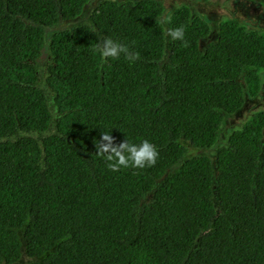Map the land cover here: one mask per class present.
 <instances>
[{
  "label": "trees",
  "instance_id": "obj_1",
  "mask_svg": "<svg viewBox=\"0 0 264 264\" xmlns=\"http://www.w3.org/2000/svg\"><path fill=\"white\" fill-rule=\"evenodd\" d=\"M165 12L0 0V264H264V110L222 137L261 91L264 30L223 17L201 46L211 25L182 3L170 41ZM98 36L137 59L102 61ZM107 130L150 141L156 163L111 171Z\"/></svg>",
  "mask_w": 264,
  "mask_h": 264
},
{
  "label": "rangeland",
  "instance_id": "obj_2",
  "mask_svg": "<svg viewBox=\"0 0 264 264\" xmlns=\"http://www.w3.org/2000/svg\"><path fill=\"white\" fill-rule=\"evenodd\" d=\"M96 1V0H95ZM168 15L180 4L184 3L191 7L193 16H200L211 25V33L207 38L201 40V46L206 45L217 34V26L221 18H236L245 24L248 29L264 30V6L258 2L247 0H163ZM71 25L75 24L73 22ZM262 88L255 97H249L245 91V103L241 110L226 119L222 127V137H225L233 128H239L242 123L255 111L264 110V71L262 73ZM189 155L195 153L190 148ZM213 149L211 154L216 152ZM204 152H208L205 150Z\"/></svg>",
  "mask_w": 264,
  "mask_h": 264
},
{
  "label": "clouds",
  "instance_id": "obj_3",
  "mask_svg": "<svg viewBox=\"0 0 264 264\" xmlns=\"http://www.w3.org/2000/svg\"><path fill=\"white\" fill-rule=\"evenodd\" d=\"M171 22L170 16L165 13L159 18V23L166 28V37L170 41H183L185 37L184 27H168ZM96 50L101 58H118L121 55L129 61L134 62L137 55L131 51L128 45L115 41L108 37H97ZM95 152L101 156L107 167L113 171L121 168L143 169L156 163L158 152L156 147L147 139H142L138 143H133L126 138L119 143L115 142L110 135V130L100 131L99 138L95 140Z\"/></svg>",
  "mask_w": 264,
  "mask_h": 264
}]
</instances>
